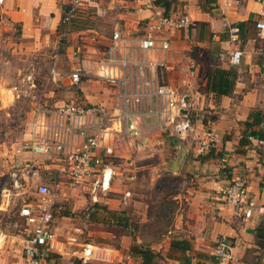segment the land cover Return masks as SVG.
<instances>
[{"label":"crops","instance_id":"crops-1","mask_svg":"<svg viewBox=\"0 0 264 264\" xmlns=\"http://www.w3.org/2000/svg\"><path fill=\"white\" fill-rule=\"evenodd\" d=\"M155 1L83 0L68 23L62 19L73 0L0 1V28L13 23L30 41L45 42L50 36L64 35L62 43L66 42L63 44L72 68L83 67L88 73L77 87L80 95L76 98L93 111L81 126L87 131L85 134L98 135L102 127H107L122 137L112 155H106L103 148L94 151L102 163L92 165L83 179L75 182L69 176L67 188L62 180L55 184L60 190L53 191L55 240L48 248L47 264H54V257L61 264H76L71 259L80 260L82 243L106 247L108 259L93 260L106 264H141V259L131 252L135 245L151 249L155 254L151 264H215L213 251L221 236L230 243L231 264H255L260 258L255 259L251 253L264 251V148L257 143V139H264V33L255 28V20L264 18V7L256 0H165L169 3L166 9ZM161 14H187L195 26L188 31L175 30L168 50L134 54L136 62L145 64L151 60L160 64L152 71H144L143 78L154 77L155 81L139 87L147 93L146 99L128 108L142 112L137 119L139 135L128 139L122 107L113 105L116 89L94 75V64L107 51L116 28L137 36L149 18ZM224 20L238 27L236 42L231 43L223 31ZM102 22L111 23L109 34L96 30L95 26ZM213 33H218V37L213 38ZM233 48L243 52L235 66L227 60L228 51ZM215 67L231 69L236 74L230 94L203 91L207 74ZM86 83L95 84L96 92L87 90ZM155 83H166L182 96V112L194 122L193 132L187 137L178 138L159 112H147L162 108L159 101L149 97ZM10 98L18 96L12 93ZM37 118L40 120L39 115ZM33 119L32 109L20 139L0 143V182L8 175L17 190L29 181L52 188L50 173H59L66 167L55 160L32 162L29 153L15 152L30 138ZM207 131L214 134L215 147L200 151L197 140ZM85 134L67 137L68 142L80 147ZM105 142L113 141L106 136ZM131 151L160 153L164 169L182 178L181 192L171 195L179 208L174 211L169 228L156 241H145L141 235L151 216L143 210L128 209L131 203L134 207L140 203L131 198L128 188L135 180L134 173H124L126 168L122 172L112 162L114 158L126 159ZM103 167L113 172L111 184L107 190L93 192V182L101 178ZM235 177L246 182L248 197L254 203L249 217L224 202L219 194V188ZM15 180L18 186H14ZM63 201H70L67 207ZM91 205L95 209L87 217L85 212ZM171 241L185 242L189 247L184 253L172 250Z\"/></svg>","mask_w":264,"mask_h":264},{"label":"built area","instance_id":"built-area-1","mask_svg":"<svg viewBox=\"0 0 264 264\" xmlns=\"http://www.w3.org/2000/svg\"><path fill=\"white\" fill-rule=\"evenodd\" d=\"M1 1V0H0ZM82 0H73L68 6L63 21L70 22L77 12ZM236 2L240 0H235ZM264 7V0H256ZM195 26V21L187 14L179 15H157L149 18L141 28L137 36L125 33L121 28H116L110 37V45L101 59L94 64L95 76L116 89L114 93L113 105L116 108L122 107V114L126 121L125 135L128 139H134L139 135L137 119L142 112L129 110V106L137 105L146 99L147 93L140 91L141 85L149 86L153 84L154 77L145 79L144 71L148 68L154 70L160 63L149 60L143 64L134 60V54L138 52L155 53L168 50L172 43L171 35L175 30H186ZM231 43L238 40L239 29L236 25L224 20L221 22ZM255 28L258 32L264 33V18L255 20ZM213 38L218 37V33H213ZM242 50L233 48L228 51L227 60L229 64L235 66L240 63ZM50 79L56 81L58 76L63 77L61 71L55 67L50 69ZM88 78V73L83 67L73 68L67 73L70 84L78 85ZM30 86H33L31 76L27 77ZM132 81L135 85L132 86ZM137 85V87H136ZM19 97L22 91L14 88ZM26 93V91L24 92ZM151 100L155 99L162 105L160 110L148 109V113L159 112L160 118L165 123H169L172 131L178 138H184L193 132L194 122L188 113L182 112L183 99L177 91L166 83H155V88L149 93ZM34 119L30 138L23 141L15 150L17 154L29 153L32 162L38 159L41 162L49 160L61 161L65 163L75 182L80 181L91 170L92 165L102 163L101 159L94 154V151L103 148L106 155H112L119 146L122 137L116 131L112 133L107 127H102L99 134L86 135L84 124L86 116L92 114V110L78 99L55 105L48 108L41 103V99H36L33 107ZM40 116L38 120L37 116ZM76 134H85L84 141L80 147H72L67 137ZM113 142H105V138ZM258 145L264 148V139H257ZM197 145L200 151L215 147L214 134L210 131L204 133L202 138H198ZM35 164H33L34 166ZM32 173H36L35 169ZM113 172L110 168L103 167L101 178L93 182L92 191L107 190L111 184ZM14 186H18V181H14ZM36 192L38 198L35 202H30L20 209V215L24 217L27 225V237L23 245L24 264H43L48 248L55 240L54 213H53V190L46 183L37 185ZM219 194L227 204L245 217L252 215L254 203L248 197L246 182L240 177L233 178L228 184L219 188ZM95 207L91 205L86 209L85 215L91 216ZM106 247L96 243H82L80 256L83 262L93 260H106L108 254ZM46 252V253H44ZM215 264H231L232 251L230 243L225 236L217 239L214 251Z\"/></svg>","mask_w":264,"mask_h":264},{"label":"rangeland","instance_id":"rangeland-1","mask_svg":"<svg viewBox=\"0 0 264 264\" xmlns=\"http://www.w3.org/2000/svg\"><path fill=\"white\" fill-rule=\"evenodd\" d=\"M95 28L100 34H109L112 26L110 22H102ZM63 37L61 33L48 37L45 42L30 41L22 36L19 27L13 23L0 28V143L20 139L25 120L36 99L40 98L44 106L53 108L80 95L77 87L81 84H70L67 79V73L73 68L66 56V42L62 43ZM53 67L63 75L58 76L56 81L50 79V69ZM28 76H31L33 86H30ZM94 85L85 84L87 90L92 93L96 92ZM14 88L23 93L11 100L12 93L16 92ZM126 157L121 160L114 158L112 162L114 160L115 164H118L120 171L135 175V180L128 184V188L132 191L131 198L139 200L140 203L135 207L131 203L128 209L143 210L151 216L141 235L145 241H156L162 238V233L169 228L173 213L179 208V204L174 203L171 195L181 192L182 178L164 169V159L160 153L131 151ZM124 168L126 170L123 171ZM49 176L53 185L50 188L53 191L60 190L55 184L61 180L64 188L68 187L71 180V175L65 169L59 173L52 172ZM3 177L6 179L0 182V264H24L23 245L27 237V225L24 217L20 215V209L37 200V184L35 181H29L17 190L10 184L8 175ZM63 202L67 203V207L70 201ZM62 211L69 214L67 210ZM263 252L258 250L254 254L251 253L250 256L255 259L260 258L255 264H264ZM47 255L43 264H47ZM71 260L76 264H106ZM53 262L62 263L56 257Z\"/></svg>","mask_w":264,"mask_h":264},{"label":"trees","instance_id":"trees-1","mask_svg":"<svg viewBox=\"0 0 264 264\" xmlns=\"http://www.w3.org/2000/svg\"><path fill=\"white\" fill-rule=\"evenodd\" d=\"M156 4H161L166 9L169 5L164 1H155ZM236 74L231 69H222L219 67L212 68L207 74V81L203 91L214 92L218 95L230 94L233 90ZM189 245L181 241H171L170 248L172 250H179L184 253ZM134 256L141 259V264H151L155 254L148 247H137L136 245L131 248Z\"/></svg>","mask_w":264,"mask_h":264},{"label":"water","instance_id":"water-1","mask_svg":"<svg viewBox=\"0 0 264 264\" xmlns=\"http://www.w3.org/2000/svg\"><path fill=\"white\" fill-rule=\"evenodd\" d=\"M183 112H185V111L183 110Z\"/></svg>","mask_w":264,"mask_h":264}]
</instances>
